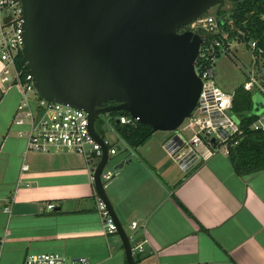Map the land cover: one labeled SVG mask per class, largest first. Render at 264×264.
<instances>
[{
	"label": "crops",
	"instance_id": "obj_1",
	"mask_svg": "<svg viewBox=\"0 0 264 264\" xmlns=\"http://www.w3.org/2000/svg\"><path fill=\"white\" fill-rule=\"evenodd\" d=\"M3 68L0 59V264L51 252L125 264L120 236L97 211L92 167L76 154L27 152L23 126L13 123L22 94L1 80ZM148 139L129 145L137 159L126 156L105 183L132 247L143 245L139 263L264 264V169L241 176L220 151L184 171L164 138Z\"/></svg>",
	"mask_w": 264,
	"mask_h": 264
},
{
	"label": "water",
	"instance_id": "obj_2",
	"mask_svg": "<svg viewBox=\"0 0 264 264\" xmlns=\"http://www.w3.org/2000/svg\"><path fill=\"white\" fill-rule=\"evenodd\" d=\"M223 1L22 0V54L36 91L85 110L93 136L103 145L93 180L117 225L127 264L137 263L101 178L108 147L94 129L95 120L127 111L152 133L177 130L197 105L202 87L195 62L203 39L181 29ZM108 101L115 104L105 105Z\"/></svg>",
	"mask_w": 264,
	"mask_h": 264
},
{
	"label": "built area",
	"instance_id": "obj_3",
	"mask_svg": "<svg viewBox=\"0 0 264 264\" xmlns=\"http://www.w3.org/2000/svg\"><path fill=\"white\" fill-rule=\"evenodd\" d=\"M232 6L222 14L206 13L192 20L182 29L198 33L203 42L195 62V70L201 79L202 87L197 105L172 138L164 143L168 155L178 162L184 171H189L197 163L213 154L223 151L228 153L231 146L236 145L245 135V129L233 113L235 91L226 92L217 85V61L222 56H237L238 48L247 44L253 52L252 68L247 81L242 85L248 91L264 92V69L261 55L264 50L255 39L245 40V31L235 22L231 14ZM264 18V16H263ZM22 0H0V59L4 62L1 80L14 82L19 87L22 100L19 103L13 123L23 126L20 135L27 140V152L42 154L55 153L53 150L76 154L85 159L93 173L103 156V145L93 136L90 129L89 114L63 103L41 97L29 73L25 80L21 79L16 68V57L24 46ZM36 95L31 97V92ZM119 124L137 125L139 117L132 115L111 116ZM25 126V127H24ZM249 128L256 132H264V108L258 112ZM95 129V128H94ZM96 131V130H95ZM188 132L190 137L183 134ZM97 133V132H96ZM103 144L108 147V157L116 154L117 149L106 136H101ZM108 161V160H107ZM107 165V163H106ZM102 171L104 183L112 179L117 170ZM27 166H24L26 169ZM49 209L53 210L54 205ZM96 208L103 219L107 233H115L117 225L112 218L106 203L98 196ZM138 221H132L130 228L137 229ZM131 243L133 235H129ZM133 248V254L143 251V245ZM19 264H92L86 257L69 259L59 253H37L28 255Z\"/></svg>",
	"mask_w": 264,
	"mask_h": 264
},
{
	"label": "trees",
	"instance_id": "obj_4",
	"mask_svg": "<svg viewBox=\"0 0 264 264\" xmlns=\"http://www.w3.org/2000/svg\"><path fill=\"white\" fill-rule=\"evenodd\" d=\"M230 1V0H229ZM223 1L220 5H222ZM232 4L231 14L235 22L245 31V40L255 39L258 46L264 50V0H242L230 1ZM225 10L219 7L217 13L220 15ZM264 69V53L261 55ZM16 68L20 73L21 79L25 80L30 73L27 61L20 51L16 57ZM115 104L114 101H108L105 105ZM259 107L255 106L252 92L239 86L235 90L233 100V113L240 120L245 129V135L236 145L229 149V158L237 174L241 176L264 169V132H256L249 128L250 124L258 116ZM111 116L129 115L127 111H115ZM114 125L119 134L133 148L141 145L152 134V127L143 123L137 125L119 124L114 121ZM175 200L181 208L190 216L192 213L175 197ZM139 263V259H136ZM127 264V262L125 263Z\"/></svg>",
	"mask_w": 264,
	"mask_h": 264
},
{
	"label": "rangeland",
	"instance_id": "obj_5",
	"mask_svg": "<svg viewBox=\"0 0 264 264\" xmlns=\"http://www.w3.org/2000/svg\"><path fill=\"white\" fill-rule=\"evenodd\" d=\"M231 6L232 4L230 3V1L225 0V2L220 6L219 4L212 6L208 10V13L216 14L219 7H222L225 10ZM181 31H183V29H181ZM253 58H254L253 52L246 43L242 44L238 48L237 56L235 58H232L230 56L220 57L217 61V71H218V76L216 78L217 85L229 93L234 92L239 86L244 85V83L247 81L248 73L252 68ZM35 95H36L35 91L31 92L30 94L31 97H34ZM252 97L255 106L256 107L258 106L260 110H263L264 92L260 90H254L252 91ZM94 128L96 132L99 133L101 136L104 135L107 138H109L112 142H114L115 143L114 147L117 149L116 154L109 155L106 165V170L114 171L115 170L114 166L120 161L124 160L126 156L130 155L129 157H132L134 159L136 158V154L130 152L129 144L116 130L114 121L110 118L109 115L105 114L98 116L95 120ZM178 131L179 130L156 131L151 134L148 141H153L154 139L161 137L164 138V140L166 141L167 139L172 138L175 134H177ZM183 134L187 138L190 137L188 132L186 133L183 132ZM135 148L137 149L138 146ZM53 152H65V150L58 151L54 149ZM126 230H128L127 227ZM128 232L130 231L128 230ZM135 258L136 259L139 258V253L137 251L135 252Z\"/></svg>",
	"mask_w": 264,
	"mask_h": 264
}]
</instances>
